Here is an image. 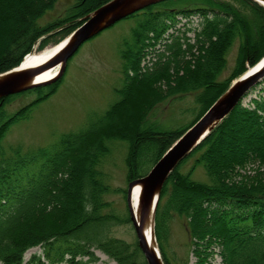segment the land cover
I'll return each mask as SVG.
<instances>
[{
	"label": "trees",
	"instance_id": "obj_1",
	"mask_svg": "<svg viewBox=\"0 0 264 264\" xmlns=\"http://www.w3.org/2000/svg\"><path fill=\"white\" fill-rule=\"evenodd\" d=\"M109 1L77 0L61 17L42 24L40 18L56 0H0V73L19 66L43 35L70 25L75 28ZM236 2L163 0L128 16L144 17L123 42L118 100L91 128L66 133L52 145L6 148L3 139L11 124L27 117L57 81L0 98V264H97L96 250L119 264H147L139 260L143 254L138 243L133 250L123 240L108 236L111 218L103 208L111 187L102 161L110 143L125 141L128 182L145 176L231 80L247 70L246 64L252 67L264 56V8L253 0ZM239 4L248 7L251 16ZM195 15L203 21L191 27ZM181 22L185 23L178 27ZM170 29L174 32L165 39ZM237 38L234 72L221 80L226 54ZM159 40L165 42L163 50L157 49L152 67L142 71L141 64ZM263 82L264 78L251 90ZM32 91L39 92L36 101L8 113L6 106L13 98ZM191 92L196 94L198 110L187 125L164 130L149 123L148 115L157 104ZM251 101V105L241 101L164 183L155 233L165 264H172L163 244L173 213L186 217L192 238L205 240L209 235L218 243L222 264H264V182L237 180L234 175L247 164L264 167V98ZM191 158L194 165L183 172L182 165ZM199 165L209 182L192 179ZM35 247L41 252L26 261V252ZM196 250L200 257L202 251ZM203 258L198 264L209 259Z\"/></svg>",
	"mask_w": 264,
	"mask_h": 264
},
{
	"label": "rangeland",
	"instance_id": "obj_2",
	"mask_svg": "<svg viewBox=\"0 0 264 264\" xmlns=\"http://www.w3.org/2000/svg\"><path fill=\"white\" fill-rule=\"evenodd\" d=\"M76 1L77 0H56L52 10L44 14V16L40 18V22L46 24L52 22L54 19L56 20ZM220 1L232 3L233 5L238 4L236 0ZM255 2L264 8L262 4L257 1ZM248 3L252 4L250 2ZM248 3H246V6L249 7ZM240 5L241 4H239L240 10L246 13L247 16H251V10L246 6L242 7ZM142 17L144 16H127L87 40L68 60L64 74L56 80L57 86L48 87L44 95L45 97L32 106L29 115L11 124L3 139L4 147L9 148L13 145H22L25 149L46 147L58 142L62 135L66 133L79 132L90 126L92 127L94 122L97 121L96 119L104 115L111 104L116 102L119 98L116 89L120 88L123 82L121 49L123 42L131 38L132 29L136 27L138 20ZM202 21L203 19H199L198 16L195 15L189 25L191 27H196L202 23ZM82 22L83 21L77 24L75 28L70 25L64 27L63 30L56 29L48 32L38 39L33 45L30 53L34 51L41 52L50 46L60 43L69 37ZM183 23L185 22H181L179 25L177 24L178 27ZM172 31L174 32V29H170L166 33L165 39H168V34ZM189 36H193V34L190 32ZM163 40H159L160 44L149 51L145 61L141 64L142 71L147 70V67H152V61L156 58L155 51H157V49L161 51L164 48L163 45L165 42ZM239 43L240 41L237 38L226 54L227 64L219 76L221 80L228 78V76L234 72ZM259 61L255 65H257ZM252 67L246 64L247 70ZM243 74L235 78L232 77L231 84ZM52 83H50V85ZM191 93L192 94L181 95L179 97H169L165 101L157 104L148 115L149 123L156 126L159 125L160 128L164 130L175 129L187 125L194 119L198 110L195 101L196 94H193V92ZM39 97L38 91L21 94L13 98L7 104L6 109L10 114L16 113L23 107L36 101ZM260 97L264 98V82L253 88V90L243 98L242 103L244 105H251L252 99H260ZM249 142L250 140L246 142V145H248ZM127 145L128 144L122 140L113 141L110 143L109 154L102 161L101 167L107 175L106 182L111 187L110 192L104 196L107 205L103 208V212L108 214L111 218L107 230L108 236L123 240L134 250V245L138 243V238L133 220L131 219L128 203V187L130 182L127 180ZM194 162V158L187 160L182 165L181 170L183 172H188L194 165ZM262 166L258 163L247 164L244 167H240L238 174L236 173L237 175H234L237 180L247 179L250 181L255 179L264 182V167ZM192 179L209 182V178L202 165L195 168ZM185 218L186 217L179 216L177 213H173L167 224L168 236L163 247L171 263L198 264V259L208 256L209 259L205 264H222L220 255L221 247L218 243L214 244L209 235L205 240H196L192 238L188 232L187 220ZM41 250L40 247L28 250L25 254L26 261H28L33 254L40 253ZM195 250L197 252L202 251L203 254L197 257L194 254ZM159 251L161 252L160 247ZM95 254L98 258L97 264H119L114 258L109 257L101 250H96ZM139 260L146 261L144 255L143 259L139 257ZM203 262L204 258L202 263Z\"/></svg>",
	"mask_w": 264,
	"mask_h": 264
},
{
	"label": "water",
	"instance_id": "obj_3",
	"mask_svg": "<svg viewBox=\"0 0 264 264\" xmlns=\"http://www.w3.org/2000/svg\"><path fill=\"white\" fill-rule=\"evenodd\" d=\"M160 1L163 0H110L98 7L82 19V24L70 35L65 45L51 59L33 68H21V62L19 66L0 74V98L56 81L64 74L68 60L85 41L119 20ZM255 1L264 6L261 0ZM56 67H58V72L54 77L36 81L35 78L42 72L56 69ZM263 78L264 57L246 74L234 81L207 111L166 150L145 176L130 181L128 203L133 185L140 183L142 186L139 200L142 222H136L132 215L131 219L138 238V245L147 264H163L160 256H158L159 253L152 250L146 238V221L150 219V213L153 211L155 226L160 193L168 176L179 162L188 156L213 128L233 111L240 98ZM153 237L156 240L155 228Z\"/></svg>",
	"mask_w": 264,
	"mask_h": 264
},
{
	"label": "bare ground",
	"instance_id": "obj_4",
	"mask_svg": "<svg viewBox=\"0 0 264 264\" xmlns=\"http://www.w3.org/2000/svg\"><path fill=\"white\" fill-rule=\"evenodd\" d=\"M261 1L264 3V0H261ZM69 38H70V36L67 37L66 39H64L63 41H61L60 43H58L56 45H53V46H50V47L44 49L41 52L34 51V52L26 55L25 58L22 60L21 68L38 67L39 65L45 63L46 61L51 59L54 56V54L57 51H59L61 49V47H63V45H65V43L68 41ZM248 71L249 70H247L244 74H246ZM57 72H58V67H56V69H53V70H47L45 72H42L35 79H36V81H43V80H46V79H50V78L54 77L57 74ZM255 85L256 84H254L253 87ZM251 89H252V87H251ZM251 89L240 98L239 103L243 100V98L245 96H247L250 93ZM239 103L237 105H239ZM236 106L234 107V109L236 108ZM141 188H142L141 184L140 183H136L135 185H133V187H132V189L130 191V195H129V207H130L131 215L134 217V220L136 222H139V223L142 222V217L140 215V208H139V200H140ZM153 217H154L153 211H151L150 219H148L146 221V238H147L152 250H154L156 253H159V255H158V256H160L159 258H161L163 264H165L164 263V259L162 257V254L159 251L157 238L155 240L154 237H153V230L155 228Z\"/></svg>",
	"mask_w": 264,
	"mask_h": 264
}]
</instances>
